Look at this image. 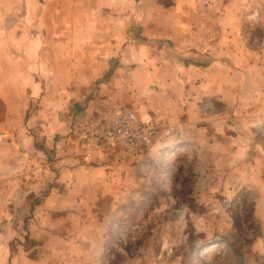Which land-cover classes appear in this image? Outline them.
I'll list each match as a JSON object with an SVG mask.
<instances>
[{"label":"rangeland","instance_id":"374dc122","mask_svg":"<svg viewBox=\"0 0 264 264\" xmlns=\"http://www.w3.org/2000/svg\"><path fill=\"white\" fill-rule=\"evenodd\" d=\"M78 1L64 4L85 6L78 20L110 21L111 37L124 33L125 44L79 107L76 143L79 129L117 108L153 121L157 135L137 158L95 152L88 162L110 167L87 189L94 200L71 216L42 213L40 201L13 211L0 205V264H264L263 75H220L238 91L218 100L191 91L178 69L213 59L183 45L201 28L208 38L227 36L218 24L231 17L224 5L261 7L259 24L247 15L237 37L244 51L261 53L264 0H102L101 10L97 1ZM243 13L253 10L240 12L242 21ZM183 96L195 101L193 120L183 119Z\"/></svg>","mask_w":264,"mask_h":264},{"label":"crops","instance_id":"0c3cea01","mask_svg":"<svg viewBox=\"0 0 264 264\" xmlns=\"http://www.w3.org/2000/svg\"><path fill=\"white\" fill-rule=\"evenodd\" d=\"M66 1L0 0V131L8 135L0 144V205H9L6 210L40 201L42 213L71 216L92 202V196L94 200L95 192L87 189L101 183V172L110 167L83 161L74 138L75 120L95 82L110 74V61L120 59L124 33L111 37L114 25L108 20H78V11L87 14L85 6L71 9ZM90 1H97L102 9V0L83 3ZM245 8L223 6L224 15L230 13L231 17L218 24L227 36L208 38L203 31L200 35L201 28L183 45V50L191 48L213 58L205 63L186 62L178 68L184 76L181 81L191 91L225 100L227 93L238 91V84L225 87L220 75L244 77L247 71L259 72L264 78V50L244 51L237 43V37L243 39L247 15L253 24H259L254 18L261 7ZM244 10L253 13H243L242 21L239 17ZM252 82L257 85L258 81L253 77ZM183 98L188 99L183 103V119L193 120L190 111L195 101L189 100L197 96ZM166 110L156 109L159 114ZM165 118L175 120L169 113ZM104 153L98 155L104 158ZM95 159L96 153L92 162ZM39 216H34L36 221ZM13 228L7 226L5 233L13 234Z\"/></svg>","mask_w":264,"mask_h":264},{"label":"built area","instance_id":"2783aa9c","mask_svg":"<svg viewBox=\"0 0 264 264\" xmlns=\"http://www.w3.org/2000/svg\"><path fill=\"white\" fill-rule=\"evenodd\" d=\"M157 126L144 121L133 109L117 108L99 113L77 133V147L85 161L95 152H115L122 161L137 158L154 142ZM8 140L6 131H0V144Z\"/></svg>","mask_w":264,"mask_h":264},{"label":"bare ground","instance_id":"6f19581e","mask_svg":"<svg viewBox=\"0 0 264 264\" xmlns=\"http://www.w3.org/2000/svg\"><path fill=\"white\" fill-rule=\"evenodd\" d=\"M173 150V149H172ZM164 156V155H163Z\"/></svg>","mask_w":264,"mask_h":264}]
</instances>
